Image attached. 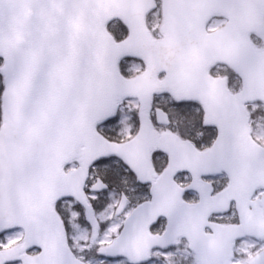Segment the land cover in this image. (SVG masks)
Wrapping results in <instances>:
<instances>
[{
  "label": "snow or ice",
  "instance_id": "6c2138e0",
  "mask_svg": "<svg viewBox=\"0 0 264 264\" xmlns=\"http://www.w3.org/2000/svg\"><path fill=\"white\" fill-rule=\"evenodd\" d=\"M0 264H264V0H0Z\"/></svg>",
  "mask_w": 264,
  "mask_h": 264
}]
</instances>
